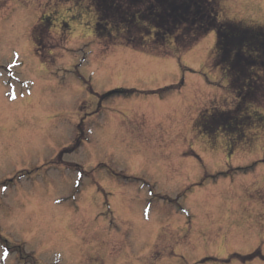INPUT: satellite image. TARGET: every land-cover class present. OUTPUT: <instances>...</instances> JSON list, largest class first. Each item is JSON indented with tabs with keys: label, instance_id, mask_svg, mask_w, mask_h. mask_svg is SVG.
I'll use <instances>...</instances> for the list:
<instances>
[{
	"label": "rangeland",
	"instance_id": "rangeland-1",
	"mask_svg": "<svg viewBox=\"0 0 264 264\" xmlns=\"http://www.w3.org/2000/svg\"><path fill=\"white\" fill-rule=\"evenodd\" d=\"M219 4L264 26V0ZM95 27L88 0H0V264H264V105L203 127L235 100L216 32L150 52Z\"/></svg>",
	"mask_w": 264,
	"mask_h": 264
},
{
	"label": "trees",
	"instance_id": "trees-1",
	"mask_svg": "<svg viewBox=\"0 0 264 264\" xmlns=\"http://www.w3.org/2000/svg\"><path fill=\"white\" fill-rule=\"evenodd\" d=\"M88 2L96 15L95 34L105 47L158 52L174 44L181 53L215 31V65L224 70L235 100L229 110L204 113L203 127L213 123L231 137L253 124L251 109L264 105V26L221 20L219 0Z\"/></svg>",
	"mask_w": 264,
	"mask_h": 264
},
{
	"label": "snow or ice",
	"instance_id": "snow-or-ice-1",
	"mask_svg": "<svg viewBox=\"0 0 264 264\" xmlns=\"http://www.w3.org/2000/svg\"><path fill=\"white\" fill-rule=\"evenodd\" d=\"M13 98H14V97H13ZM0 191H6V189L0 187ZM149 195H151V193H149ZM148 211H149V209L146 208V209H145V218H147ZM4 255H5V257L8 255L7 251H5Z\"/></svg>",
	"mask_w": 264,
	"mask_h": 264
},
{
	"label": "flooded vegetation",
	"instance_id": "flooded-vegetation-1",
	"mask_svg": "<svg viewBox=\"0 0 264 264\" xmlns=\"http://www.w3.org/2000/svg\"><path fill=\"white\" fill-rule=\"evenodd\" d=\"M92 114H94V113H90L89 116L92 115ZM53 164L55 165V163H53ZM22 174H23L22 172L18 173L15 178H20L22 176Z\"/></svg>",
	"mask_w": 264,
	"mask_h": 264
}]
</instances>
